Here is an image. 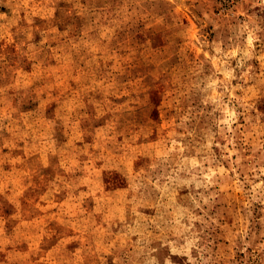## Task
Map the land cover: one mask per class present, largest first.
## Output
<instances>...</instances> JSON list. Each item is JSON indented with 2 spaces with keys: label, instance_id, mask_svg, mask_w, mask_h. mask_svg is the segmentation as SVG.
Masks as SVG:
<instances>
[{
  "label": "rangeland",
  "instance_id": "rangeland-1",
  "mask_svg": "<svg viewBox=\"0 0 264 264\" xmlns=\"http://www.w3.org/2000/svg\"><path fill=\"white\" fill-rule=\"evenodd\" d=\"M0 264H264V0H0Z\"/></svg>",
  "mask_w": 264,
  "mask_h": 264
}]
</instances>
